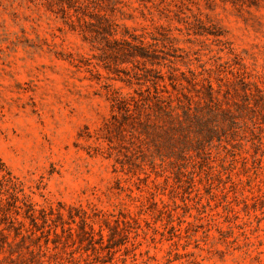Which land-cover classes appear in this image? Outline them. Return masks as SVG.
Listing matches in <instances>:
<instances>
[{
    "label": "rangeland",
    "instance_id": "1",
    "mask_svg": "<svg viewBox=\"0 0 264 264\" xmlns=\"http://www.w3.org/2000/svg\"><path fill=\"white\" fill-rule=\"evenodd\" d=\"M95 16L108 41L80 32ZM129 34L158 59L113 43ZM210 86L237 141L177 177L169 132L143 123L170 103L205 116ZM0 158L52 214L59 239H25L47 264H264V0H0Z\"/></svg>",
    "mask_w": 264,
    "mask_h": 264
},
{
    "label": "trees",
    "instance_id": "2",
    "mask_svg": "<svg viewBox=\"0 0 264 264\" xmlns=\"http://www.w3.org/2000/svg\"><path fill=\"white\" fill-rule=\"evenodd\" d=\"M95 17L99 26L93 25L91 22L85 21V19L77 18L80 32L85 38L88 37V34H95V36L108 41L109 37H113L117 33V26L104 17ZM123 30L124 35L128 34L126 28ZM129 37H131L133 43L125 39L121 41L114 40L113 43L116 46L124 44L128 46L129 50L127 51L131 53L137 62L142 60L150 63L152 59H158L157 55H150V44H145L143 40H138L132 34H129ZM213 92L210 86L209 95H212ZM155 98L157 99L158 96H155ZM210 102L213 105L206 108L208 112L205 116L197 114V110L192 111L190 108L184 110L182 115H180L170 103L168 106L159 107L160 111L156 112L154 116L155 120H161V125L155 123V121L149 122L151 119L148 116L147 120L143 123L146 133L148 129L154 132L163 128L169 132L166 141L167 157L169 159L167 164L177 177L184 174L183 169L188 165L196 166L200 164L199 160L202 162L205 159L209 160L211 157L210 145L214 141L219 144L226 143L234 148L231 142L237 141L236 135L241 129V126L237 122V117L230 110H223L219 107L217 99L213 95L210 96ZM119 108L120 111L124 112L122 115L123 120L136 118L130 112L131 108L129 104L125 105L122 101H119ZM139 115L141 117V114ZM161 162L165 163L163 159ZM206 166L209 170L212 169V166L209 164ZM51 216L52 214L47 213L44 209L35 208V205L25 195L22 184L0 158V255H3L0 258V264H47L43 260L45 253L41 250L40 244L36 242L39 237H35V232L41 231V235L45 237V245L48 244L50 235L59 239L60 236L52 228V223L55 221ZM58 216L60 217V214ZM19 217L23 220L21 221ZM24 220L29 222L30 227H25ZM81 222L82 225L79 228L83 236V240L81 241H87L89 249L96 251L95 244L101 243L100 241L103 238L101 231L98 232L99 241L96 242L93 229H85L84 218L81 219ZM65 225L68 226L65 227ZM53 227L56 228L57 226L54 225ZM60 227L61 233L66 237L71 238L73 236L74 230L69 224L61 222ZM11 233H13V241H9ZM33 235L36 241L32 245L37 248V252L35 249H32L31 244L25 242L26 238H32ZM17 240H19L16 243L19 250H15L13 247V242Z\"/></svg>",
    "mask_w": 264,
    "mask_h": 264
}]
</instances>
